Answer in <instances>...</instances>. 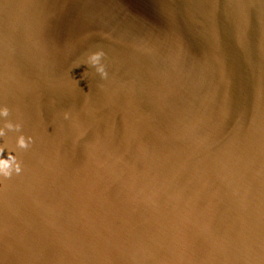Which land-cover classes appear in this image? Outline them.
I'll return each mask as SVG.
<instances>
[{
	"label": "water",
	"instance_id": "water-1",
	"mask_svg": "<svg viewBox=\"0 0 264 264\" xmlns=\"http://www.w3.org/2000/svg\"><path fill=\"white\" fill-rule=\"evenodd\" d=\"M0 264H264V0H0Z\"/></svg>",
	"mask_w": 264,
	"mask_h": 264
}]
</instances>
